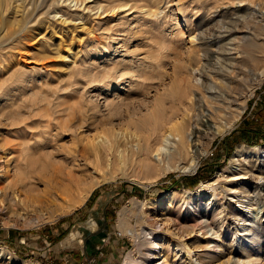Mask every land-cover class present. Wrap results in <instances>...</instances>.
I'll list each match as a JSON object with an SVG mask.
<instances>
[{"label":"rangeland","instance_id":"1","mask_svg":"<svg viewBox=\"0 0 264 264\" xmlns=\"http://www.w3.org/2000/svg\"><path fill=\"white\" fill-rule=\"evenodd\" d=\"M211 6L208 0H0V187L12 200L10 206L0 201V249L8 254L0 264H144L154 240L162 242L156 246L160 256H150L148 264H247L249 258V264H264V217L259 250L248 253L246 230L235 236L236 220L224 214L222 253L206 261L193 246L176 248L178 242L192 244L195 218L160 202L176 191L180 210L202 206L200 220L218 227L200 185L225 168L238 147L264 150V75L247 94L240 116L204 146L193 171L161 174L155 137L142 126L158 98L166 110L176 105L174 81L186 73L196 43L190 33L197 34L199 21L213 15ZM236 14L230 10L229 17L241 12ZM126 127L127 135L113 136ZM103 131L110 143L94 152L87 143ZM43 144L56 162L40 164L29 184L18 183L22 202L8 180L21 173V150ZM254 162L252 169L264 175L262 162ZM94 167L95 177L113 178L71 206ZM261 198L252 206L254 217L264 211ZM99 228L106 237L90 246L85 240H93Z\"/></svg>","mask_w":264,"mask_h":264},{"label":"bare ground","instance_id":"2","mask_svg":"<svg viewBox=\"0 0 264 264\" xmlns=\"http://www.w3.org/2000/svg\"><path fill=\"white\" fill-rule=\"evenodd\" d=\"M69 1L75 2V4H78L79 1L82 2V0ZM208 1L212 3L213 15L210 13L199 21L197 34L190 33L191 43H196L192 46L187 61V71L180 79L176 78L174 81L172 97L176 105L166 110L162 104L163 99L158 98L153 106H148V113L142 121V126L148 135L155 137L154 151L158 157L157 161L162 163L161 174H166L170 170L193 171L199 155L204 152V146L211 143L216 134L228 129L240 116L246 104L247 94L252 95L254 85L256 86L264 75V14H262L264 0H239V2L244 1L245 4L251 3L254 7L249 4L248 6L242 4V6L238 3L234 6L236 0H228L229 4L225 6L218 5V0ZM255 5H259L260 9L257 10ZM227 7L230 10H235L236 15L241 12L240 16L229 17L230 10ZM215 17H220V19L213 23ZM211 23L213 27L210 26ZM237 54L240 56L238 57ZM233 104H235L234 107H232ZM128 131V127L113 131V136L115 138L119 135L125 136ZM132 133L137 136L136 131H132ZM109 139L108 133L103 131L93 138L92 143H87V146L96 152L101 144H109ZM21 145L23 146V144ZM44 145L37 149H33L35 145H28L26 149H22L16 164V168L21 170L20 177L18 176V179L14 181L8 180V187L13 190L14 196L22 202L24 198L16 194L15 191L18 183L21 181L23 185L29 184L34 177V169H38L40 164L42 167H46L52 166L56 162L51 158V155L44 151ZM254 160L261 161V166L264 167V150L259 153L256 148L238 147L228 165L219 170L223 175L220 176V172L217 171L213 179L200 185L199 191L206 189L208 193L206 211L211 212L219 223L217 228L216 226H207L200 220L204 217L205 211L202 206L196 207L192 203L189 207L186 206L180 210L181 206L177 205L179 201L177 202V198L175 199L176 191L169 193L165 200L160 201L163 207H172L177 211H182L186 217L190 216L196 220L193 225L196 232L192 238V244L188 241L181 242L182 244L178 242L176 248L179 251L182 248L188 249L193 246L200 250L197 251L199 256L206 261L214 259V255H221L220 249L223 247L225 236L223 222L226 217L224 214L229 215L230 213L237 224V228L234 230L235 236H239L241 231L246 230V236L249 239L245 240V243L243 242L245 251L249 253L252 250H259L258 247L262 239V232L259 228L262 226L264 211L260 216L256 211L254 217L252 206L258 205L262 200L261 197L264 196V175L252 169V166L255 165ZM256 164L258 163L256 162ZM96 173L97 168H92L90 181L87 182L85 188H81L83 195H80L79 190L80 196L73 201L71 206L80 204L96 185L113 178L111 173H107L104 178L100 179L98 176L95 177ZM202 194H198L200 199H204ZM13 199L15 200L14 197ZM224 199L226 202L221 204ZM4 200L7 205H11L12 200L11 197L9 198L8 192L6 193V187H0V201ZM247 221H249V225L245 223ZM93 224L96 225L97 222L94 221ZM128 231L131 232V230ZM209 231L211 238L208 237ZM87 233L90 234V232ZM144 235L146 237V234ZM105 237L96 231L92 235L93 240L89 241L92 245L97 246ZM236 239L238 241V237ZM212 242L213 245L210 246ZM161 243L157 240L153 241V245L150 243L151 246L146 253L149 257L144 258V264H148L150 256L151 258L160 256L156 246H160ZM4 251V249H0V257L4 258L8 255ZM251 261L254 259L246 260L247 264ZM190 264L194 263L190 260ZM200 264H207V262L201 261Z\"/></svg>","mask_w":264,"mask_h":264},{"label":"water","instance_id":"3","mask_svg":"<svg viewBox=\"0 0 264 264\" xmlns=\"http://www.w3.org/2000/svg\"><path fill=\"white\" fill-rule=\"evenodd\" d=\"M97 233L100 235H106L105 229H102V228H99V230H97ZM85 241H87L86 243H88L90 246H92L91 242L88 239Z\"/></svg>","mask_w":264,"mask_h":264}]
</instances>
